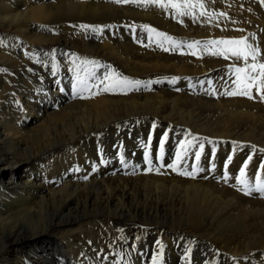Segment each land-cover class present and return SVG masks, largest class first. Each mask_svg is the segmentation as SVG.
Segmentation results:
<instances>
[{"label": "bare ground", "instance_id": "6f19581e", "mask_svg": "<svg viewBox=\"0 0 264 264\" xmlns=\"http://www.w3.org/2000/svg\"><path fill=\"white\" fill-rule=\"evenodd\" d=\"M200 2L210 15L201 16L196 8L193 19L154 3L150 9L149 3L144 4L135 14L140 24L145 23L142 26L155 24L167 31L166 36L199 41L196 57L136 47L125 38L126 29L111 25L99 38L101 45L94 46L96 53L90 52L95 59L105 58L106 64L124 67L132 78L146 79L154 92L116 98L95 91L91 101L68 107L69 101L60 95V73L47 77L42 93L26 78L22 79L25 90L14 92L13 98L0 88V264H264V193L255 191L257 184L264 186V151H260L264 96L259 87L264 78L250 89L252 99L226 95L243 89H227L230 81L224 78L229 67L245 61L232 55L234 49L227 50V44L212 45L220 53L206 44L247 37L259 48L258 61L264 63V14L246 0ZM101 6L83 1L48 5L45 0H0V28L15 29L14 38L0 34V66L15 71L19 65L28 66L34 44L51 41L50 32L43 29L50 31V24L58 23L65 10L95 20ZM155 39L167 40L160 35ZM89 44L83 40V47ZM226 50L227 61L222 59ZM248 63L253 62L248 59ZM248 71L258 76L259 69ZM211 75L216 77L218 99L205 102L219 116H181L185 101L199 99L179 93L180 88ZM87 85L97 89L90 82ZM11 99L14 104L8 110ZM142 112L152 116H136ZM150 126H155L156 138L163 133L160 147L166 163L180 138L176 169L188 170L184 165L191 163L196 149L200 151L196 163L204 169L180 176L151 165V171L140 167L127 176L108 174L112 146L133 150L135 140L144 138ZM177 155L172 156L173 163ZM245 164V179L253 185L248 186L253 189L250 195L236 180ZM224 173L227 177L222 181ZM224 224L234 227L221 232ZM124 225L133 226L132 230L120 237L113 255H106L101 241L121 235L118 228Z\"/></svg>", "mask_w": 264, "mask_h": 264}, {"label": "rangeland", "instance_id": "374dc122", "mask_svg": "<svg viewBox=\"0 0 264 264\" xmlns=\"http://www.w3.org/2000/svg\"><path fill=\"white\" fill-rule=\"evenodd\" d=\"M45 1L48 5H50V4L57 5L58 3L64 4L65 1L66 2H68V1L69 2H73V1L75 2L76 1L78 3H81L83 1V3L86 2L89 4L102 5L101 7H103V8L101 9V11L99 13H97L94 16V17H97V19H95V20L91 19V18H93V16L82 19L81 17H78L77 14L74 15L73 13L69 12V10H65V12L67 11V14H63L62 16H60L61 18L59 17L60 21L58 23L50 24V26L48 27L51 29L50 31H48L49 29H46V28H45V30L43 29L44 32L45 31L47 33L50 32V37H52L51 41H49L48 43H44V44L43 43H35L34 44L35 53L32 54V59L28 63V66L27 65H19V67L17 66L18 69L16 71L14 69L5 68V65L0 66V75H1L3 82H4V84L0 85V88H2V90H3L2 92H4L5 94H8L11 92L12 93L10 95V97L12 96L11 98H13L15 96L14 92H17L19 90H25L24 85H23L24 83L22 82V79L26 78V79H28L29 82L32 81L33 87L35 86V91H37V93H39V92L42 93V91H43L42 89L44 88V85L46 83L44 81H46L47 77L48 76L52 77L53 74H58V73H60L59 75L61 76V79H63V81H62L63 84L60 85V91L61 92L60 91L59 92H60V95H62L64 97V100L69 101V103H67L68 107L72 106L73 104H75L77 102L78 103H84L85 101H91L93 96H95L98 93H106L107 96H112V97L114 96L116 98H126V97H130V96H137V95H141V94L143 95L145 93L154 92V91H151L152 85L149 84V82L146 79H141V78H137L134 76H133L134 78H132L131 76H129L127 74L125 68L122 66H119V64H117V65L106 64L105 58H103V57L101 58V56H100V58L96 57V59H95V57L93 58V56L91 55L90 52L96 53V49L94 46L101 45V41L99 38L102 35H106L105 34L106 32L104 29L109 27L110 25L116 26V28L121 27V28L126 29V32L128 33L129 37L127 36L125 38L128 40V43L131 42L136 47H138L141 44L142 47L146 46L148 48L150 47V49L156 48V50H157L159 48L160 50H162L163 53H166V54H175V55L177 54L180 56L184 55L187 57H196V55H197L196 50H197L198 46H200V45H197V48H189L188 45L193 44L195 41L174 38L173 36L170 38L175 43H171V42H169V40L163 41L162 43H160V41L158 42L155 39L157 36L156 33H163V32L166 33L167 31H165V29H163L159 26L157 27L155 24L147 23L148 24V25L146 24L147 27L142 26V24H145V23L140 24V21H138V17L136 19L135 14L137 15V13H138L136 11H139V9L145 7V5H146V7L150 6L148 9L152 8V6H153L152 3H149L150 5L148 4V6H147V4L143 2V0H137L136 3H132V2L117 3V2H115V0H79V1H77V0H45ZM246 1L250 2L256 8L257 12H259V13L262 12L261 14H264L262 11V10H264V0H258V1L257 0H254V1L253 0H246ZM138 5H139V8H138ZM127 7H129V8H127ZM259 8H261V9H259ZM134 9H136V10H134ZM131 13H133V15ZM130 15L132 17H128ZM77 18H81V19L77 21ZM74 19H76V21ZM136 21H138V22H136ZM82 26H86V27H82ZM148 29H155L156 31L151 32ZM13 31L15 33L14 28H12V29L10 28L8 30L4 29V28H2V29L0 28V34L4 35V33L6 32L8 38H10V37L14 38ZM165 36L166 35H164V37ZM166 37H169V36H166ZM15 39L19 40L17 37ZM83 40H85L87 43H90L89 45H87L88 48H87V46L83 47L84 46ZM209 41H212V40H209ZM158 43L161 44V48L159 47ZM60 44L65 45V46H63L64 47L63 51H58ZM207 45L212 49V51L215 49L214 50L215 52L217 51L220 53L221 49L218 46L213 47L211 44H207ZM92 46L94 47V49ZM226 47H227V50L230 49V51H231V49H235V48L237 49L241 46L231 45V44L228 45L227 44V46H225V48ZM165 49H168V50L165 51ZM207 49H209V48H207ZM227 50L222 55V59H224L226 57L225 54L227 52L229 53V51H227ZM193 52H195V55H193ZM225 59L227 61L228 58H225ZM249 60H251V57H249ZM0 65H3V64L0 62ZM1 67H4L5 69H2ZM244 67H245V65L242 62L239 64H234V65H232V67H229L230 69H228V72L226 75L227 77L224 78L227 83H228V81H230V83H229L230 85L227 84V86H228V87H226L227 89L229 87H231V88L240 87V86L244 87V83H247V82H244V81L238 82L237 78H236L237 74L235 71L236 68H244ZM137 75H140V74H137ZM243 75L244 74L242 73L241 76H243ZM106 76L112 77L113 79H117V80L121 79L123 77H127L131 81H140V84L136 85L134 87H129V88L115 87L111 91H103V88L105 87V85H107L109 83V80L105 79ZM211 78H213V79H211ZM211 78L210 79H207V78L204 79L203 77H201L199 80L197 79V80L187 81V82H185L184 87L180 88L179 93H181V91H182L183 93L186 94V96L189 95V96H187L188 98H198L199 99L198 102L193 101V100L185 101L183 104L185 108L182 109V111H181L182 115L181 116H219L216 113L215 108L211 104L205 102V101H217L216 99H218L216 97V92H215V87H216L215 86L216 85L215 84L216 83L215 78L216 77L212 76ZM225 80H224V82H225ZM94 81H96V82H94ZM101 81H103V83H101ZM144 81H146V82H144ZM87 82H90V85L93 88H95V89L97 88V89L96 90L89 89ZM93 83H95V84H93ZM100 87L102 88L101 91H100V89H101ZM2 92H1V94H2ZM93 92H95L96 94ZM185 94H184V96H185ZM220 100H223V99H220ZM13 104H14L13 99H11L10 103L5 108H8V110H9ZM68 110H70V108ZM2 112H0V116H3ZM136 116H152V115H150V114L148 115V114H145L144 112H142V114H139ZM154 116H156V115H154ZM154 128H155V126L148 127V131H147L146 136L144 138H139V139L135 140L133 150H131L129 148L126 149L125 147H123L122 144L118 145L117 147L112 146V149L114 148L113 149L114 150V154H113L114 158L111 159L112 161L109 162L110 164L109 163L107 164V167H109L110 169L112 168V169L111 170L109 169V171L107 173L113 174V175L120 173L124 176H127L129 174H132V173L139 171L140 167H143L145 169H149V167H150V165L148 164L149 159L152 162L151 165L152 166L155 165L157 167V169H159L161 171H165L167 169L166 171H169L172 174H178L180 176H188V175H181L180 174L181 172L193 174L195 172H198V171H201L204 169L203 167L201 168V166L196 163V155L195 154L197 152L200 153V151L197 149L194 150V156H193V159L191 160V163L188 165H187V163H185V165H184L185 167L186 166L188 167V170L187 169L185 170L183 168H181V170L180 169L173 170L172 168L168 167V165L173 164L172 156L175 157L177 155V151L179 150V148L183 144V142H181L180 138L175 142L173 152H172V156H171V160L169 161V163H166L165 160L162 158V154H161V147L162 146L160 147V144H161L160 140L163 136V133L161 132V133L157 134L158 136L156 138V132L155 131L153 132V130H155ZM167 133L168 132H166L164 134L166 135ZM150 145H151V147H150ZM157 147H159V148H157ZM118 148H119V150H118ZM125 149H126V151H125ZM151 150L154 151V153ZM126 152L129 153L128 157H125L127 154ZM144 152L145 153L147 152L148 155H147V153L145 154ZM136 154L139 155V162L137 164H135L132 160V159H134L135 156H137ZM133 155H135V156H133ZM159 157H160V159H159ZM161 159L164 161H162ZM125 165H127V166H125ZM116 166H117V168H116ZM103 167H106V165L104 166V164H103ZM166 167H168L169 170ZM126 173H127V175H126ZM226 177H227V174L224 173L221 175L220 178L222 181H225ZM236 180H237V177H236ZM238 185H241V184H238ZM248 186H251V183H248ZM251 187H253V185ZM243 191L245 192L246 190H243ZM172 221L173 220L168 221V224H170ZM174 221L176 223V221H178V220H174ZM129 226L124 225L123 227L118 228V230L121 232V235L117 234L116 236H110V235H108V237L106 236L107 238H105L101 241V246L103 247L101 249V251H103L106 255H109V256L113 255L114 251H116L118 249L117 246H119L120 245L119 243H121L120 240H122V239H120V237L126 235V232H128L129 230H132L133 226H130V228H129ZM232 227H234V226L231 224H229V225L224 224V226H222L220 228V231L221 232L226 231V230L231 229ZM106 250H108V251H106ZM150 258L152 259V256H150L148 259H150ZM151 259H150V261H151ZM147 264H156V262L151 261Z\"/></svg>", "mask_w": 264, "mask_h": 264}, {"label": "snow or ice", "instance_id": "6c2138e0", "mask_svg": "<svg viewBox=\"0 0 264 264\" xmlns=\"http://www.w3.org/2000/svg\"><path fill=\"white\" fill-rule=\"evenodd\" d=\"M115 2L117 3H136L137 0H115ZM144 3L148 4V3H154L157 6L161 7V8H176L178 11V14L183 16V15H189L191 16L193 19H196L195 15H194V10L196 8L201 9L200 11V15L201 16H207L210 15L209 13H207L206 11H204L205 5L200 2V0H196L195 3L192 2V0H185L184 4H177L174 2V0H167V2H164V0H143ZM219 15H224L223 13H220ZM82 27H86V26H82ZM147 27V26H145ZM151 32H155V29H148ZM240 31H243L242 29ZM157 35L160 36H164L165 34L163 33H156ZM165 39L169 40V42L171 43H175L174 41L171 40L170 37H166ZM248 38L247 37H243L239 40H228V41H216V40H212V41H208L206 42V44H211V45H216V44H231V45H238L241 46L237 49H234L232 52V55H234L237 59H243L245 61V67L244 68H236V74H237V81L241 82V81H252V83H244V87L243 89H235L231 92H227L225 93L226 95H242V96H247L249 99H252V95L250 92V89L252 88L253 84L256 83V81L260 78H264V63H259L258 62V57L260 55V50L258 47H254L252 44L248 43ZM200 42L196 41L193 44L188 45L189 48H195L197 45H199ZM168 49H165V51H167ZM216 54V53H213ZM193 55H195V52H193ZM249 57H251V60L253 61V63L249 64L248 63V59ZM227 58V57H225ZM251 70V72H256L257 69H259V73L257 77H254L250 74V72L248 70ZM244 74L243 76H241V74ZM105 79L109 80V83L107 85H105V87L103 88V91H111L113 90L115 87H123V88H129V87H134L136 85L140 84V81H131L129 80L127 77H123L121 79H113L112 77H106ZM175 80V78H174ZM101 83H103V81H101ZM261 91H262V96H264V79L261 80V83L259 85ZM202 145H201V149H202ZM260 151H264V149L260 150ZM196 159L199 160L200 158V153L197 152L196 154ZM181 156L178 154L177 158H176V163L170 164L168 165V167L172 168L173 170H176L177 168V164L180 161ZM251 159V157H249V160ZM151 160H148V164L150 165L149 167V171H151ZM247 168V164H245L241 169H240V174L239 177H237L238 182L241 185H244V189L245 190V194H251L253 189L248 187V181L245 179V169ZM181 175H191V173H186V172H181ZM256 192L259 193H264V186H261L260 184H257L256 188H255Z\"/></svg>", "mask_w": 264, "mask_h": 264}]
</instances>
